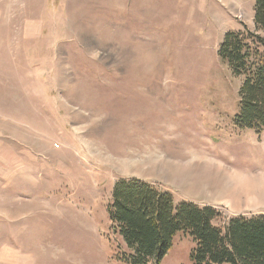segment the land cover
Listing matches in <instances>:
<instances>
[{"label":"rangeland","instance_id":"374dc122","mask_svg":"<svg viewBox=\"0 0 264 264\" xmlns=\"http://www.w3.org/2000/svg\"><path fill=\"white\" fill-rule=\"evenodd\" d=\"M253 2L0 0V264H123L118 179L213 206L219 224L264 215L246 202L264 129L234 125L240 82L216 54L253 29ZM192 247L176 235L160 264H190Z\"/></svg>","mask_w":264,"mask_h":264},{"label":"trees","instance_id":"16d2710c","mask_svg":"<svg viewBox=\"0 0 264 264\" xmlns=\"http://www.w3.org/2000/svg\"><path fill=\"white\" fill-rule=\"evenodd\" d=\"M253 29L226 32L218 58L240 82L233 122L240 130L264 129V0L253 2ZM111 233L124 245L119 262L160 264L178 234L193 242L190 264H264V215L223 218L210 205L175 203L147 182L118 179L107 206Z\"/></svg>","mask_w":264,"mask_h":264},{"label":"bare ground","instance_id":"6f19581e","mask_svg":"<svg viewBox=\"0 0 264 264\" xmlns=\"http://www.w3.org/2000/svg\"><path fill=\"white\" fill-rule=\"evenodd\" d=\"M259 176V175H258ZM262 176V174H261ZM260 178V177H259ZM242 181V180H241ZM242 183V182H241ZM240 184V183H239ZM236 185V184H235ZM245 185V184H244ZM252 185V184H251ZM256 189L252 190L251 193L247 194L246 202L247 204H258L264 203V177L262 180L256 183ZM237 187V186H236ZM235 187V188H236ZM234 189V188H233ZM239 196V195H238ZM245 197V196H244ZM231 198V197H230ZM232 199V198H231ZM230 199V200H231ZM237 199V198H236ZM239 199V198H238ZM240 200V199H239ZM245 200V199H244ZM225 201V200H224ZM234 201V200H233ZM235 202V201H234ZM237 202V201H236Z\"/></svg>","mask_w":264,"mask_h":264}]
</instances>
